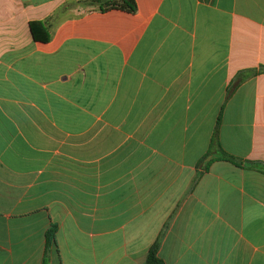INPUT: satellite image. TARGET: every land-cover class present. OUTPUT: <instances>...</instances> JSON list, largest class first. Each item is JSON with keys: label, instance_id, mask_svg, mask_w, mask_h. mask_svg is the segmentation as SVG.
Wrapping results in <instances>:
<instances>
[{"label": "crops", "instance_id": "1", "mask_svg": "<svg viewBox=\"0 0 264 264\" xmlns=\"http://www.w3.org/2000/svg\"><path fill=\"white\" fill-rule=\"evenodd\" d=\"M91 1L0 0V264H264V0Z\"/></svg>", "mask_w": 264, "mask_h": 264}, {"label": "trees", "instance_id": "2", "mask_svg": "<svg viewBox=\"0 0 264 264\" xmlns=\"http://www.w3.org/2000/svg\"><path fill=\"white\" fill-rule=\"evenodd\" d=\"M85 5L90 8H92L94 5H98L99 10L103 12L108 10H119L129 14H134L136 11V5L134 0H110L109 2L104 4L101 3V0H95L91 2H86ZM29 31L34 42H38V43L48 42L49 40L48 29L45 27L44 24L40 22H32L29 24ZM216 131L217 129L215 130V132ZM215 148L216 146L214 140H212L207 157L210 156V154ZM205 159L206 158H204L201 161V165H203L204 170L207 169V166L209 164V163L207 164L205 163ZM220 159L234 164L233 160L225 155L222 156ZM55 234H56L55 227H53L49 232H47L46 247L51 248L53 245H55ZM144 264H163L162 260L157 256V245H154L149 250Z\"/></svg>", "mask_w": 264, "mask_h": 264}, {"label": "rangeland", "instance_id": "3", "mask_svg": "<svg viewBox=\"0 0 264 264\" xmlns=\"http://www.w3.org/2000/svg\"><path fill=\"white\" fill-rule=\"evenodd\" d=\"M110 0H106V1H101V3H107V2H109ZM98 5H94L92 8H95V7H97Z\"/></svg>", "mask_w": 264, "mask_h": 264}]
</instances>
